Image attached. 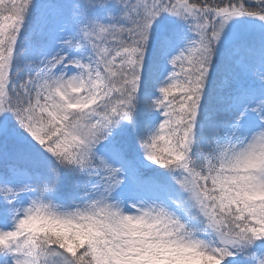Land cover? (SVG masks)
<instances>
[{"label": "snow or ice", "instance_id": "obj_1", "mask_svg": "<svg viewBox=\"0 0 264 264\" xmlns=\"http://www.w3.org/2000/svg\"><path fill=\"white\" fill-rule=\"evenodd\" d=\"M0 264H264V0H0Z\"/></svg>", "mask_w": 264, "mask_h": 264}]
</instances>
